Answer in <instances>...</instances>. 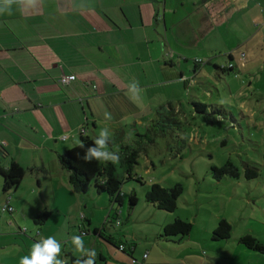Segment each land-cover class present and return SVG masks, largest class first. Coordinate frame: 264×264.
Here are the masks:
<instances>
[{
	"label": "crops",
	"instance_id": "crops-1",
	"mask_svg": "<svg viewBox=\"0 0 264 264\" xmlns=\"http://www.w3.org/2000/svg\"><path fill=\"white\" fill-rule=\"evenodd\" d=\"M261 20L264 30V0H36L0 14V143L8 151L2 166L14 162L24 170L13 190L3 191L0 178V205L14 209L0 211V264H19L35 241L48 236L62 242L61 258L69 262L79 256L70 242L74 234L95 249V264H242L233 241L230 248L227 239H209L214 225L193 237H164L163 227L178 216L159 214L156 227L133 224L123 195L99 213L104 201L92 191L86 199L72 190L58 154L81 134L95 139L106 125L121 134L128 125L147 129L161 112L146 106L150 72L179 70L180 79L172 57L212 37L218 41L213 49L232 55L259 36ZM63 73L76 78L61 83ZM133 81L140 89L135 98ZM57 197H64L61 206ZM45 207L52 212L36 224L32 216Z\"/></svg>",
	"mask_w": 264,
	"mask_h": 264
},
{
	"label": "rangeland",
	"instance_id": "rangeland-1",
	"mask_svg": "<svg viewBox=\"0 0 264 264\" xmlns=\"http://www.w3.org/2000/svg\"><path fill=\"white\" fill-rule=\"evenodd\" d=\"M261 23L262 20L258 24L259 36L250 37L238 49L231 50L232 71L218 67H227L229 56L221 52L219 46L212 48L218 45L212 37L204 47L181 51L172 57L182 69L180 79L179 70L163 76L150 72L146 106L149 110L163 112L169 101L178 111L176 124L169 123L164 135H153L146 126L136 131L131 125L121 134L117 127L108 146L115 151L126 144L140 148L130 178L121 167L120 159L116 164L124 179L121 186L124 209L131 208L129 196L136 197L132 206L133 224L150 222L156 227L159 214H174L192 223L190 235L193 237L200 233V228L217 226L218 220L226 217L231 232L229 239H225L230 248L231 241L235 243V254L242 257V264H264V254L248 249L239 241L243 233L264 240V30ZM191 100L222 105L219 108L227 115L213 114L210 108L207 113H196ZM146 133L153 142L148 141ZM229 161L237 168L238 176L218 175L212 170V165L222 166ZM246 164L257 167L256 178H245ZM152 183L165 187L181 184L182 191L174 211L157 209L145 201ZM91 191L94 199L104 201L98 204V212H106L110 200L105 193H97L90 186L86 194L80 195L87 199ZM23 192L18 190V194ZM61 192L64 193L63 189ZM27 194L32 200L36 198L29 191ZM63 201L64 197L56 198L60 206ZM208 230L211 239L213 231Z\"/></svg>",
	"mask_w": 264,
	"mask_h": 264
},
{
	"label": "trees",
	"instance_id": "trees-1",
	"mask_svg": "<svg viewBox=\"0 0 264 264\" xmlns=\"http://www.w3.org/2000/svg\"><path fill=\"white\" fill-rule=\"evenodd\" d=\"M228 56L229 62L227 67H225V65L218 66L221 70L232 71L234 69V66L231 62L232 56L231 54ZM197 62L195 61V63ZM191 106L196 113H207L208 109L210 108L213 114L227 115L222 109L219 108V106H222L219 104H207L204 102L191 100ZM177 113L178 111L175 110L173 105L171 103H167V108H163V112L161 113L158 112V118L153 119L146 130L148 132L151 130L153 135H164V129L168 127L169 123L176 124L175 115ZM230 118L232 119L231 116ZM136 135L140 137L142 136V134L139 133H136ZM146 136L149 142H153L147 133ZM93 141V138L81 134L79 142H83L84 148L79 146V142L76 143L72 147L58 154V162L60 166L67 171L68 183L74 192L86 194L89 187L91 186L97 193H105L108 196L110 202L120 203L122 199L121 186L124 179L118 173L116 164L111 162L102 163L96 160H93L89 163L83 160L85 149L92 145ZM109 143L111 144V141H109ZM139 151V147H135L130 144L123 145L119 150H117L121 167L126 172L127 178L131 177L132 169L134 165L137 164ZM7 156L8 151L0 143V176L2 178V189L5 192L17 188L24 175L23 168L14 162L10 163L8 167L3 168L2 163ZM262 157L264 162V149L262 152ZM212 170L218 175H223L226 173L233 176L239 175L237 168L230 161L226 162L222 166L212 165ZM243 174L246 179H253L256 178L259 173L257 167L246 164ZM101 181H106V183H101ZM181 191L182 186L178 183L169 187H165L160 183H152L145 194V201L158 209L172 212L177 207V198ZM128 201L129 205L133 206L136 202V197L134 195H130ZM51 212L52 209L49 207L38 210L33 215V221L36 224H43L48 219ZM191 228V222L180 218H175L173 221L167 223L163 227L162 235L164 237L173 235L185 236L190 232ZM230 232L231 224L229 221L225 218H220L216 228L213 230L212 237L216 240L225 239L229 237ZM239 241L247 248L259 252L260 254H264V243L254 235L249 233L242 234L239 237ZM74 260L75 259H70L69 264H72V261Z\"/></svg>",
	"mask_w": 264,
	"mask_h": 264
},
{
	"label": "clouds",
	"instance_id": "clouds-1",
	"mask_svg": "<svg viewBox=\"0 0 264 264\" xmlns=\"http://www.w3.org/2000/svg\"><path fill=\"white\" fill-rule=\"evenodd\" d=\"M35 3L36 0H0V14L10 12L13 5L31 7ZM129 92L135 98L140 92L139 83L133 81L129 86ZM104 118L106 121L112 119L111 114L108 112H105ZM112 135L113 133L107 125L101 128L93 144L85 149L83 160L89 163L93 160L102 163H119L118 152L109 150L108 147ZM79 146L84 148L83 142H79ZM101 183H106V181H101ZM70 242L74 250L79 253V256L72 261V264H95L96 251L85 247L83 235H71ZM62 247V242L55 236L42 237L32 244L28 255L20 258L19 264H69L66 258H61Z\"/></svg>",
	"mask_w": 264,
	"mask_h": 264
},
{
	"label": "built area",
	"instance_id": "built-area-1",
	"mask_svg": "<svg viewBox=\"0 0 264 264\" xmlns=\"http://www.w3.org/2000/svg\"><path fill=\"white\" fill-rule=\"evenodd\" d=\"M230 65V64H229ZM74 77V78H73ZM76 78V76L74 74H61L59 77V82L61 83H70L71 81H73ZM13 210V207L11 205H7V204H2L0 206V211L2 212H11ZM82 216V215H81ZM120 222L117 221V224H119ZM122 248V245H121ZM144 257L146 256V253H144L143 255Z\"/></svg>",
	"mask_w": 264,
	"mask_h": 264
}]
</instances>
